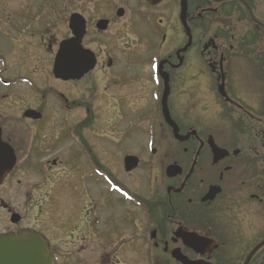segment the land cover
I'll use <instances>...</instances> for the list:
<instances>
[{
  "label": "flooded vegetation",
  "instance_id": "flooded-vegetation-1",
  "mask_svg": "<svg viewBox=\"0 0 264 264\" xmlns=\"http://www.w3.org/2000/svg\"><path fill=\"white\" fill-rule=\"evenodd\" d=\"M0 138L52 264H264V0H0Z\"/></svg>",
  "mask_w": 264,
  "mask_h": 264
},
{
  "label": "water",
  "instance_id": "water-1",
  "mask_svg": "<svg viewBox=\"0 0 264 264\" xmlns=\"http://www.w3.org/2000/svg\"><path fill=\"white\" fill-rule=\"evenodd\" d=\"M68 48L69 46L66 45L61 50L54 70L55 74L61 77L79 79L85 72L91 70L93 65L83 68L82 72L79 73L78 71H81V68H78L79 66L74 67L70 66L69 63L64 64L65 53ZM165 92V96H167L169 93L168 87ZM166 118L167 120L170 118L168 113H166ZM174 134L176 138H180L178 131L175 130ZM10 151V147L3 143L0 138V184L14 165V157L10 154ZM136 162V159L129 158L126 161L127 170L135 168ZM0 264H51V261L43 239L36 233L27 231L16 235H0Z\"/></svg>",
  "mask_w": 264,
  "mask_h": 264
},
{
  "label": "rangeland",
  "instance_id": "rangeland-1",
  "mask_svg": "<svg viewBox=\"0 0 264 264\" xmlns=\"http://www.w3.org/2000/svg\"><path fill=\"white\" fill-rule=\"evenodd\" d=\"M139 12H142V8L139 9ZM165 12H167V4L165 5ZM246 79H248V75L246 74ZM103 133H106L108 137H110V134L108 131H106L105 128H103ZM113 167V164H109V168ZM139 175V174H138ZM134 232L137 233L136 229H134Z\"/></svg>",
  "mask_w": 264,
  "mask_h": 264
},
{
  "label": "bare ground",
  "instance_id": "bare-ground-1",
  "mask_svg": "<svg viewBox=\"0 0 264 264\" xmlns=\"http://www.w3.org/2000/svg\"><path fill=\"white\" fill-rule=\"evenodd\" d=\"M166 113H169V112H166Z\"/></svg>",
  "mask_w": 264,
  "mask_h": 264
}]
</instances>
